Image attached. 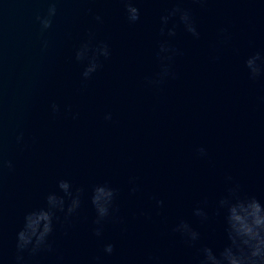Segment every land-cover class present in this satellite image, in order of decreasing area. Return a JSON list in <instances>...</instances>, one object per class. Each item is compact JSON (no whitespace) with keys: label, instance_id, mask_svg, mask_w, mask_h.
<instances>
[{"label":"water","instance_id":"95a60500","mask_svg":"<svg viewBox=\"0 0 264 264\" xmlns=\"http://www.w3.org/2000/svg\"><path fill=\"white\" fill-rule=\"evenodd\" d=\"M137 3L141 18L132 24L121 0H58L53 25L42 32L36 17L48 0H0L2 264H16L24 214L60 179L85 189L82 206L56 225L53 251L24 253L26 264H197L200 245L189 247L173 229L187 220L202 244L221 248V219L201 224L192 212L203 206L212 216L226 176L264 201V78L251 79L245 68L264 49V0ZM175 7L191 12L199 38L178 15L168 24L176 36L161 35L160 18ZM89 33L111 56L85 80L75 53ZM164 40L177 50L164 61L173 75L153 85ZM104 183L117 190L116 211L97 238L90 195Z\"/></svg>","mask_w":264,"mask_h":264},{"label":"clouds","instance_id":"9594fccd","mask_svg":"<svg viewBox=\"0 0 264 264\" xmlns=\"http://www.w3.org/2000/svg\"><path fill=\"white\" fill-rule=\"evenodd\" d=\"M121 2L128 22L132 24L138 22L141 18V9L137 0H121ZM57 4L58 0H48L47 13L36 17L42 32L52 27L53 19L57 15ZM177 15L185 30L193 37L199 38L200 33L191 12L180 7L173 8L167 15L160 18L161 35L166 34L169 38L176 36V27H168V24L169 20ZM95 19L102 21L100 16H96ZM94 39V34L89 33V38L75 53L76 61L84 64L82 77L85 80L91 78L102 67L101 57L107 60L111 56L109 45L103 41L94 43ZM47 47L48 41L44 40L43 48L47 49ZM175 54L177 50L170 46L168 40L160 43L158 53L162 62L160 78L150 83L158 85L169 75H173L170 65L164 61H170ZM245 68L251 79L264 78V49L249 55L245 60ZM51 109L57 113L60 111V106L53 103ZM111 118V114L105 116L107 120ZM22 139L21 133L17 141L20 142ZM198 152L200 156L207 154L203 147L198 149ZM6 163L9 169L13 167L12 161ZM225 182L227 185L225 193L218 197L211 217L203 206L195 207L192 212L201 224L208 222L212 217L221 219L225 239L221 248L214 250L213 247L202 244V233L187 220H181L173 231L179 233L189 247L200 245L197 247V264H264V201L254 195L245 194L243 187L230 175L225 177ZM138 190V186H134L131 192L135 193ZM84 193L83 187L75 186L68 179H60L57 190L49 192L43 204L24 214L15 237L16 264H26L24 253L35 256L43 251H53L51 238L56 231V225L62 218L66 222L70 217L78 214ZM117 195V190L106 183L97 184L91 190L90 203L96 214L94 235L97 238L103 236L104 222L115 214ZM206 203L205 201V205ZM156 204L162 207L164 201L156 200ZM104 252L111 255L114 252V245L106 243Z\"/></svg>","mask_w":264,"mask_h":264}]
</instances>
